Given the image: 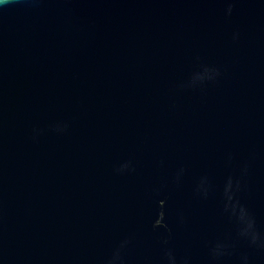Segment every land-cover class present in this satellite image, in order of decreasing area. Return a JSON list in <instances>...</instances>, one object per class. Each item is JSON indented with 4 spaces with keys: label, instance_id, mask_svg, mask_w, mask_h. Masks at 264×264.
I'll use <instances>...</instances> for the list:
<instances>
[{
    "label": "water",
    "instance_id": "obj_1",
    "mask_svg": "<svg viewBox=\"0 0 264 264\" xmlns=\"http://www.w3.org/2000/svg\"><path fill=\"white\" fill-rule=\"evenodd\" d=\"M0 264H264V0H0Z\"/></svg>",
    "mask_w": 264,
    "mask_h": 264
}]
</instances>
